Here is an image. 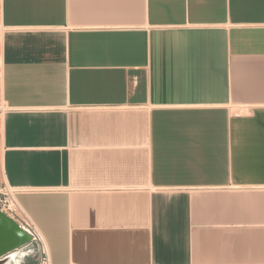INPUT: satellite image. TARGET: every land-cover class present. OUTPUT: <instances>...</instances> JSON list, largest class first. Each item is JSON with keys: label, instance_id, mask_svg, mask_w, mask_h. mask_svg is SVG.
<instances>
[{"label": "crops", "instance_id": "0c3cea01", "mask_svg": "<svg viewBox=\"0 0 264 264\" xmlns=\"http://www.w3.org/2000/svg\"><path fill=\"white\" fill-rule=\"evenodd\" d=\"M0 103L49 264H264V0H0Z\"/></svg>", "mask_w": 264, "mask_h": 264}, {"label": "built area", "instance_id": "2783aa9c", "mask_svg": "<svg viewBox=\"0 0 264 264\" xmlns=\"http://www.w3.org/2000/svg\"><path fill=\"white\" fill-rule=\"evenodd\" d=\"M18 190L7 184L4 181H0V211L11 217L24 231H26L31 239L26 244L22 245L17 249L26 250L31 244L37 243L40 248V264H49V257L44 245L41 234L29 216L22 209L17 201L16 194ZM22 258H24L25 251L23 252Z\"/></svg>", "mask_w": 264, "mask_h": 264}, {"label": "water", "instance_id": "95a60500", "mask_svg": "<svg viewBox=\"0 0 264 264\" xmlns=\"http://www.w3.org/2000/svg\"><path fill=\"white\" fill-rule=\"evenodd\" d=\"M30 235L11 217L0 211V262L7 260L10 253L29 242Z\"/></svg>", "mask_w": 264, "mask_h": 264}, {"label": "rangeland", "instance_id": "374dc122", "mask_svg": "<svg viewBox=\"0 0 264 264\" xmlns=\"http://www.w3.org/2000/svg\"><path fill=\"white\" fill-rule=\"evenodd\" d=\"M2 114V107L0 103V118ZM39 245L35 242L31 244L26 250L25 253L27 255L24 258H21V264H40V248L38 249ZM35 249V250H34Z\"/></svg>", "mask_w": 264, "mask_h": 264}, {"label": "bare ground", "instance_id": "6f19581e", "mask_svg": "<svg viewBox=\"0 0 264 264\" xmlns=\"http://www.w3.org/2000/svg\"><path fill=\"white\" fill-rule=\"evenodd\" d=\"M24 251H25L24 248L15 249L9 254L10 257L5 261L0 262V264H21V258H22V255L24 254L23 253Z\"/></svg>", "mask_w": 264, "mask_h": 264}]
</instances>
